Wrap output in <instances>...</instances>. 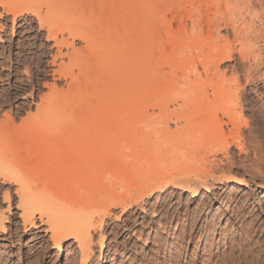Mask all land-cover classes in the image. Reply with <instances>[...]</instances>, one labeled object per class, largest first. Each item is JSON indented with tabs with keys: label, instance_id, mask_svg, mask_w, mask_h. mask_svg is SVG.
Instances as JSON below:
<instances>
[{
	"label": "rangeland",
	"instance_id": "obj_1",
	"mask_svg": "<svg viewBox=\"0 0 264 264\" xmlns=\"http://www.w3.org/2000/svg\"><path fill=\"white\" fill-rule=\"evenodd\" d=\"M33 5L30 4V7ZM174 5V9L166 14L167 20L163 21L160 29L162 52H156L158 59L161 58L154 65L156 80L144 84L151 87L149 94L151 91L154 93L151 94L152 98H155V94L157 97L165 92L167 95H175V91L171 92L174 86L181 88L178 91L192 88L189 90L194 92L195 95L192 92V96H213L217 91L222 92L223 106L227 108L230 103L228 110L241 114L237 116V125L227 116L219 115L223 137H235L240 144H233L227 155H213L214 147L209 146V143L213 140L215 146L219 138L218 133L207 139L209 131L204 133L207 129L205 126L197 130L204 122H196L195 127L194 121L176 120L172 112L183 103L181 99H172L171 95L172 101L168 99L156 109L154 104L150 103L147 114L154 120L149 118L150 120L138 126L150 133L149 125L154 124V121L157 123L161 118L164 122L160 120L158 123H164L165 126L154 124L156 127L154 130L151 126L154 131L152 133L159 130L161 132L168 124L171 132L182 129L183 140L172 142L168 139L169 136L162 132L157 133L160 135L157 137L161 138L151 135L152 139L156 138V141L153 139L158 146H155V153L160 151V156L155 155L152 162L144 161L138 166L148 163L150 166L147 170L148 164L142 168L146 171L163 167L166 169L168 166L171 169L178 167L177 169L192 172L195 175L194 180L207 174H212L215 179L223 176L224 180L212 182L208 178L213 184L211 192H206L200 187L199 195L195 197H192L191 190L171 187L165 193L144 197L139 205L132 206L127 212L118 207H111V215L106 216L104 228L93 232L94 254L88 262L81 257L78 243L74 241L64 244L62 251L55 249L51 234L46 229L47 224L40 223L38 216L35 221L39 228L24 230L20 217L22 211L17 208L19 198L15 192L18 187L1 179L0 216L6 218V229L0 233V264H264V0H183ZM191 11L197 14H194L197 20L194 19L195 22L189 20L190 15L194 18L193 14L189 13ZM221 18L226 20L228 25L223 22L218 30L215 25ZM168 19L172 20V26ZM196 22H199L198 26ZM57 25L59 22L55 21L51 27ZM169 27L173 34L167 32ZM191 31L201 36V50L184 49L181 44H177L178 41L181 43V39L193 34ZM166 36H170V39L175 37L176 46H173ZM58 38L61 40L62 35L59 34ZM215 44L230 47L233 54L232 61L220 64L219 74L215 72L217 67H211L214 65L210 64L211 47ZM82 46L81 41H75V48ZM164 51L169 57L163 54ZM70 53L72 48L56 43L48 28L41 27L34 16L25 15L14 21L13 16L5 14L0 7V123H8V117L17 119L10 128L19 127L22 119H26L29 113H37V106L41 104L42 98L55 97L69 89L70 80L66 78L64 69L74 64L69 58ZM206 64L211 66L207 68ZM65 65L66 68H63ZM206 68L210 74L204 71ZM247 79L251 81L247 82ZM213 82L212 85L208 84ZM200 84L204 86L201 88ZM196 86L200 87L199 91ZM181 93L178 92L179 95ZM225 100L228 106L225 105ZM135 119L139 122L142 116L137 115ZM189 123L194 128L189 127ZM3 124H0L1 127ZM185 126L187 129L198 131L196 137L201 141L191 136V132L198 133L195 130L187 131L190 133L189 137L187 132L183 133L186 131L183 130ZM132 128L128 127L127 133L131 134ZM130 139L131 136L126 144H129ZM187 142L191 143L188 144L190 147L186 146ZM126 151L130 153V149L126 148ZM176 155L179 158H176ZM159 160L161 161L158 164L161 166L162 163V167L157 164ZM141 167L132 172L133 179L138 177V173H143ZM44 170L43 167L41 173ZM238 181H244L246 186H236ZM126 183L124 182L125 185ZM124 189L126 190V187ZM5 193L11 195L10 202L5 200ZM128 194L125 192L124 197ZM133 195L132 198L135 199L134 192L131 196ZM7 204L11 205L10 209ZM17 228L21 230L19 238L15 237ZM102 234L104 239L101 242L104 245L101 244L100 248ZM186 234L191 236L187 235L185 239ZM231 255L235 258L233 261H229L228 257Z\"/></svg>",
	"mask_w": 264,
	"mask_h": 264
},
{
	"label": "bare ground",
	"instance_id": "obj_2",
	"mask_svg": "<svg viewBox=\"0 0 264 264\" xmlns=\"http://www.w3.org/2000/svg\"><path fill=\"white\" fill-rule=\"evenodd\" d=\"M179 1L183 0H0V7L4 13L13 16L14 21L25 15L34 16L41 27L48 28L49 34L56 43L66 44L68 48H72L69 58L74 64L67 68L66 65L63 67L66 68L64 69L66 78L70 80L69 89L58 96L42 98L41 104L37 106V113H29L26 119H22L19 127L10 128L17 119L14 121L8 117L6 119L8 125L0 123L3 124V127L0 125L2 151L0 181L2 179L18 187L15 192L19 198L17 208L22 211L20 217L24 230L38 229L39 226L35 221L38 216L40 223L47 224V232L51 234V241L57 250L62 251L64 244L74 241L78 243L81 257L89 262L94 254L93 232L104 228L106 216L111 215V207H118L123 212H127L132 206L139 205L144 197L165 193L171 187L191 190L192 197H195L199 195L200 187L206 192H211L213 184L210 183V179L212 182L224 180L223 176L215 179L212 174L202 177L199 172L203 179L196 177L194 180L195 175L192 172L177 169L178 167L171 169L168 166L166 169L163 167V169L146 171L150 166L146 162H152L155 155L160 156V151L155 153V146H158L151 135L161 138L157 136L162 132L169 136L168 139L172 142L183 140L182 129L175 133L171 132L168 124L161 132L159 130L152 133L156 126L162 127L165 124L158 123L162 120L160 118L157 123L154 121L156 125L154 126L152 124L154 119L147 114L150 103L154 104L156 109L168 99L172 101V96V99H181L183 103L176 111L174 110V113L172 112L176 120H189L199 124L204 122L205 124L198 126L197 130L205 126L207 129L204 133L209 131V137L204 136L207 139L218 133L219 138L215 146L213 140L209 143V146L214 147L213 155L217 153L227 155L232 145L237 143L235 137H223L219 115L227 116L234 125H237V116L241 114L235 112L238 114L236 115L233 110L229 111L230 103L229 106L226 105L227 100L225 105L228 107L223 106L222 92L217 91L213 96L208 94L192 96L194 92L192 91V94L189 91L192 88H188L189 90H186L188 92L185 93L186 91H178L181 89H178L179 86H174L171 92L175 91V95L173 93L167 95L164 91L163 96L156 97L155 94V98H152L153 92L149 94L151 87L144 84L156 80L154 65L161 60L156 56V52L160 51V54L162 52L160 29L164 24L163 21L167 20L166 14L171 12L174 9L172 6ZM30 4L34 5L30 7ZM194 11L189 13L194 16L196 14ZM195 16L193 18L190 15L189 20L195 22ZM55 21L59 22V25L51 27L52 22ZM168 21L171 25L172 20L168 19ZM223 22L226 23V20L218 19L215 25L218 30ZM198 24L199 22L197 26ZM170 31L172 30L169 27L167 32L173 34ZM59 34L62 35L61 40L58 38ZM166 37L170 39V36ZM169 39L168 41H172L173 46H176L175 37ZM77 40L83 43L82 47L75 48ZM181 40V43L178 41L177 44H181L182 48L198 50L202 48V39L198 33L193 32ZM211 52L210 64L214 66L208 64L205 66L217 67L215 72L219 74L220 64L232 61V50L230 47H220L215 44L212 45ZM163 54L167 55L165 51ZM204 71L209 73L208 69ZM250 81L247 79V82ZM208 84L212 85L214 82ZM200 86L202 88L204 85L200 84ZM197 90L199 91L200 87H197ZM177 91L183 94L179 95ZM137 115L142 116L139 122L135 121ZM149 118L152 119V125L148 124L150 133L143 127L141 128L144 130L139 128L140 124ZM197 123L193 126L196 127ZM151 126L154 127L152 130ZM193 126L190 124L189 127L194 128ZM128 127H133L135 130L132 128L131 134L127 133ZM185 128L183 130L186 131L183 133L189 129L193 130L187 129V126ZM139 130L141 132H136ZM137 133L142 136H137ZM191 134L193 139L198 140L196 134L198 135L199 132H191ZM187 135L189 137L190 133L187 132ZM130 136V142L126 144ZM167 137L165 136L166 139ZM188 142L186 146L190 147ZM124 147L130 149V155ZM193 148L196 147L193 145ZM169 158L175 161L171 156ZM180 160L183 162L182 159ZM144 161H146L145 165L148 164L146 170L142 169L145 165L138 166ZM162 165V163L161 166L158 164L160 167ZM43 167L45 170L41 173ZM137 167H141L143 173L139 175L137 172L138 177L133 179L132 172L136 171ZM124 182H127L126 185ZM236 186L243 187L246 184L244 181H238ZM124 191L129 193L128 196L124 197ZM133 192L136 194L135 199L132 198L134 195L131 196ZM5 194V200L10 202L11 195ZM10 208L9 204L8 209ZM5 220L4 216L0 218V233L6 229ZM15 235L16 238L20 237V228H17ZM187 235L184 236L185 239ZM100 237L101 248V244L104 245L101 242L104 239L103 234ZM228 258L229 261L235 259L232 255Z\"/></svg>",
	"mask_w": 264,
	"mask_h": 264
}]
</instances>
